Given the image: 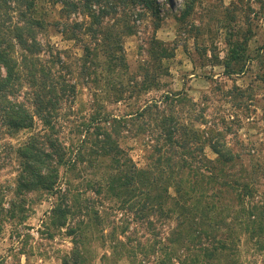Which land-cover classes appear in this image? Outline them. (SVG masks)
I'll return each instance as SVG.
<instances>
[{
    "label": "trees",
    "instance_id": "16d2710c",
    "mask_svg": "<svg viewBox=\"0 0 264 264\" xmlns=\"http://www.w3.org/2000/svg\"><path fill=\"white\" fill-rule=\"evenodd\" d=\"M197 1L186 0L182 20ZM139 6L157 18L161 13L156 0H0V137L37 132L11 146L19 170L16 200L7 213L24 222L31 194L53 199L42 227L49 239L62 231L72 238L73 247L62 264H89V234L102 224L105 213L96 206L106 202L117 203L132 222L152 229L157 222L173 225L168 237H159L158 232L150 246L132 245L131 236L123 241L113 228L107 235L113 264L124 258L133 262L139 254L154 256L155 264H242L243 239L264 246V199L253 175L239 167L242 158L229 146V132L201 130L182 111L187 96L166 95L161 104L147 102L131 116L91 118L84 132L79 131L82 138L75 149L61 140V108L75 97L76 84L48 35L54 31L65 41L80 43L82 76L101 81L100 69L117 95L115 101L124 104L132 98L124 96L127 92L140 96L157 87L154 81L168 55L164 43L152 39L150 60L140 65V79L130 75L124 39L136 32L134 16L146 15ZM250 40L249 31L239 35L228 31V50L218 62L226 75L244 74L255 61L264 70V47L252 56ZM120 74L128 78L125 83L117 79ZM258 80L264 85V71ZM130 126L139 129L136 136L144 158L140 166L122 132H130ZM207 148L214 159L206 155ZM85 163L95 178L85 180L80 189L74 181ZM128 230L123 227L122 235Z\"/></svg>",
    "mask_w": 264,
    "mask_h": 264
},
{
    "label": "rangeland",
    "instance_id": "374dc122",
    "mask_svg": "<svg viewBox=\"0 0 264 264\" xmlns=\"http://www.w3.org/2000/svg\"><path fill=\"white\" fill-rule=\"evenodd\" d=\"M156 2L161 9L158 18L152 10L139 6L138 11L146 15L141 19L134 16L136 32L124 39V54L130 75H138L140 79V65L150 60L148 52L152 39L163 42L168 55L162 61L161 75L154 81L157 87L147 93L141 92L140 96L127 92L124 96L132 98L124 104L123 101H115L117 95L107 85L106 73L98 69L101 81L94 76H82L80 58L83 50L80 43L65 41L54 31L48 35L54 49L61 52L62 60L70 66L71 82L76 84L75 97L64 102L61 108L58 123L61 140L75 149L82 138L79 131L84 132L91 118L131 116L147 102L161 104L166 95L181 94L187 98L179 107L192 117L196 127L201 130L214 127L229 132L228 144L242 158L239 167L243 166L253 175L259 195L264 199V85L258 80V74L264 70L255 61L247 66L244 74L228 76L224 66L218 64L228 50L229 30L237 35L249 31V52L252 56L264 47V0H198L185 20L181 17L186 0ZM75 19L80 22L82 16L78 15ZM118 76L117 79L124 83L128 79H124L123 74ZM115 77L112 74L111 78ZM117 86L123 90L121 85ZM205 121L206 126L201 124ZM122 132L128 136V151L134 161L139 166L144 164L140 139L136 136L138 127L130 126V132L127 129H122ZM35 133L22 132L14 138L0 137V264H62V259L73 247L72 238L67 237L64 231L56 232L54 239L43 234L42 222L51 209L53 199L42 198L39 193L31 194L26 204L28 217L24 222L18 218L11 219L7 213L10 203L16 200L13 191L19 170V160L11 146L17 147L22 140ZM205 152L211 159L216 157L209 148ZM80 168L82 171L74 184L83 189L80 184L95 178V173L92 168L86 170V163ZM252 168L256 173L252 172ZM79 176L83 180L80 181ZM116 204L106 202L96 206L105 212V225L102 222L89 234V264H113L107 238L113 228L123 241L125 236H131L132 245L137 242L145 246L154 245L158 232L162 238L170 233L171 222H157L152 229L146 223L132 222V217L120 212ZM127 226L129 230L122 235L123 227ZM239 248L242 264H264V246L261 249L243 239ZM104 255L109 256V260L102 259ZM144 256L139 254L133 262L124 258L117 264H155L154 256Z\"/></svg>",
    "mask_w": 264,
    "mask_h": 264
}]
</instances>
